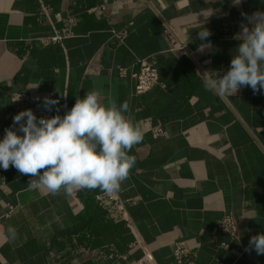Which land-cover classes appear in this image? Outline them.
<instances>
[{
	"label": "crops",
	"instance_id": "obj_1",
	"mask_svg": "<svg viewBox=\"0 0 264 264\" xmlns=\"http://www.w3.org/2000/svg\"><path fill=\"white\" fill-rule=\"evenodd\" d=\"M97 6L111 24L88 13ZM256 11L264 12V0H0V139L25 110L10 101L17 92L42 108L44 97L58 100L37 116L51 117L96 89L103 106L127 101L125 118L144 132L118 192L130 201L124 215L96 201L99 188L52 196L29 190L30 177L14 167L0 168V264H138L137 242L154 264H176L180 242L194 264H264V255L245 250L264 233V90L221 98L202 77L229 68L241 42L237 21ZM200 25L211 32L203 51ZM56 35L59 43H43ZM141 59L157 68L160 84L136 95L135 80L118 68ZM226 216L237 222V241L218 228ZM9 225L18 231L14 243L5 241Z\"/></svg>",
	"mask_w": 264,
	"mask_h": 264
},
{
	"label": "clouds",
	"instance_id": "obj_2",
	"mask_svg": "<svg viewBox=\"0 0 264 264\" xmlns=\"http://www.w3.org/2000/svg\"><path fill=\"white\" fill-rule=\"evenodd\" d=\"M241 2L233 0L236 5ZM245 18L248 23L234 36L241 42L229 68L222 75L218 70L202 74L205 90L221 98L234 96L245 87L254 93L264 90V12ZM199 28L197 37L205 43L198 51H203L212 47L207 40L211 32L202 25ZM101 95L93 89L84 98L77 97L63 116L37 117L30 108L15 114L0 139V168L14 167L30 177L29 190L52 196L97 188L107 194L119 192L136 164V157L128 153L142 142L144 132L138 123L125 118L123 113L130 111L127 101L119 108L115 102L103 106ZM58 103L46 96L42 106L51 112ZM17 239V229L9 225L5 241L14 243ZM245 250L264 255V233L252 236Z\"/></svg>",
	"mask_w": 264,
	"mask_h": 264
},
{
	"label": "built area",
	"instance_id": "obj_3",
	"mask_svg": "<svg viewBox=\"0 0 264 264\" xmlns=\"http://www.w3.org/2000/svg\"><path fill=\"white\" fill-rule=\"evenodd\" d=\"M88 13L93 14V15L103 16L106 18L108 23L111 24V19H109L107 16V10L105 6H97V7L91 8L90 10H88ZM251 14L252 13H250L249 15ZM70 23L73 24L74 19L70 20ZM247 23L248 21L246 20L245 17L239 19L237 21V31L238 32L241 31V25L247 24ZM111 32L115 39H117L120 42L123 41L124 36H125L123 32H117L115 30H111ZM165 34L170 40V42H172L173 44L176 43V38L173 32L166 30ZM61 40H62V36L56 35L52 38L44 39L43 43L45 45L56 44V43H59ZM179 49L182 50L183 48H179ZM118 73L120 77L130 76L131 78L135 80V94L136 95H143L149 92L150 90H152L155 86L160 84V77H159L158 70L148 59L137 60L135 66L131 69L120 67L118 68ZM10 101L12 105L17 109H29L30 108L34 111V113L37 116L44 115L43 108L39 105V103L36 100H34L31 97L30 94L26 92L12 93L10 96ZM153 134L156 137L164 135L163 131L159 128H155L153 130ZM96 201L102 206L106 203L113 204L122 215L126 213V206L128 205V203H130L129 200H126V201L122 200L118 192L112 193V194H107L104 192L103 194L96 196ZM12 212H13V209L11 208L10 214ZM218 228L220 231L228 234L233 240L237 241L239 239V230H238L237 222L232 216L224 217L220 221ZM137 243L144 251V256L138 262V264H154V259L151 253L148 252L146 248H144L142 242H137ZM191 254H192L191 249L186 243L184 242L177 243L175 250L173 252L174 262L176 264H194L189 261Z\"/></svg>",
	"mask_w": 264,
	"mask_h": 264
}]
</instances>
